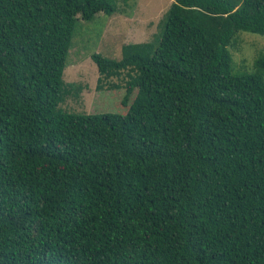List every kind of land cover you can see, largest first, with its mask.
Here are the masks:
<instances>
[{"label":"trees","instance_id":"obj_1","mask_svg":"<svg viewBox=\"0 0 264 264\" xmlns=\"http://www.w3.org/2000/svg\"><path fill=\"white\" fill-rule=\"evenodd\" d=\"M114 11L0 0V264H264V56L228 49L264 0H172L155 50L91 55L126 114L61 109L76 21Z\"/></svg>","mask_w":264,"mask_h":264},{"label":"rangeland","instance_id":"obj_2","mask_svg":"<svg viewBox=\"0 0 264 264\" xmlns=\"http://www.w3.org/2000/svg\"><path fill=\"white\" fill-rule=\"evenodd\" d=\"M111 3L115 7L113 14L99 12L89 21H76L61 78L64 96L59 107L67 112L81 115L127 113L135 91L124 104L126 90L121 79L124 74L112 79L121 87L98 91L99 73L91 55L120 60L122 46L136 43H148L151 50H155L172 0H111ZM238 36V47H228L233 71L249 74L253 72L255 60L264 56V35L240 32Z\"/></svg>","mask_w":264,"mask_h":264}]
</instances>
